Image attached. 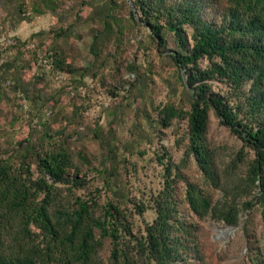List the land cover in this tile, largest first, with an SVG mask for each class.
I'll return each instance as SVG.
<instances>
[{
  "label": "rangeland",
  "instance_id": "1",
  "mask_svg": "<svg viewBox=\"0 0 264 264\" xmlns=\"http://www.w3.org/2000/svg\"><path fill=\"white\" fill-rule=\"evenodd\" d=\"M196 1L215 20L226 0ZM7 35L34 39L40 50L52 51L68 79L56 82L32 51L9 49L8 64L0 66V159L25 161L36 176L40 152H71L85 184L63 187L62 194L71 201L117 202L133 212L137 228L155 216L151 200L163 186L166 162L159 157H169L182 176L173 183L177 216L199 227L193 234L203 261L188 253L185 264H253L264 258V224L254 201L235 225L212 216L198 219L188 209L187 181L202 187L212 203L224 199L223 191L207 186L194 159L184 154L186 118L162 124L159 108L189 106L186 72L174 64L171 43L157 46L133 0H0V44ZM211 89L223 94L227 86L213 81ZM206 139L222 163L243 149L244 174L253 151L212 110ZM139 203L147 206L142 215L135 213ZM109 248L104 239V258Z\"/></svg>",
  "mask_w": 264,
  "mask_h": 264
},
{
  "label": "trees",
  "instance_id": "2",
  "mask_svg": "<svg viewBox=\"0 0 264 264\" xmlns=\"http://www.w3.org/2000/svg\"><path fill=\"white\" fill-rule=\"evenodd\" d=\"M133 2L157 46L171 43L174 64L186 72L189 106L159 108L162 124L186 118L184 154L194 159L207 186L223 191L224 199L212 203L202 187L187 181L188 209L198 219L212 216L235 225L254 201L264 224V0H226L215 20L196 0ZM32 52L38 61L50 53L49 73L63 72L62 60L52 51H42L36 43ZM202 58L205 66L199 63ZM213 81L227 86L223 94L211 91ZM211 110L253 151L244 174L243 149L222 163L219 150L208 144ZM161 157L166 159L163 186L151 200L155 216L137 228L133 212L117 202L71 201L62 194L63 187L85 184L71 152H40L36 176L25 161L14 165L0 159V264H185L188 253L202 262L193 234L199 227L177 216L173 183L182 177L180 166ZM146 207L136 204L135 213L142 215ZM104 239L110 243L107 258L101 254ZM253 264H264V258Z\"/></svg>",
  "mask_w": 264,
  "mask_h": 264
},
{
  "label": "built area",
  "instance_id": "3",
  "mask_svg": "<svg viewBox=\"0 0 264 264\" xmlns=\"http://www.w3.org/2000/svg\"><path fill=\"white\" fill-rule=\"evenodd\" d=\"M23 52L26 51H34L36 50V43L32 40H24L22 42L15 40L13 37L7 35L3 36L0 44V66L5 63L9 59V49L10 48H17ZM40 65L44 66L45 69L50 70V67L52 66V57L49 54L45 56L44 59L39 61ZM56 82L62 83L65 80L68 79V76H66L63 72H55L53 74ZM8 83V81H7Z\"/></svg>",
  "mask_w": 264,
  "mask_h": 264
},
{
  "label": "bare ground",
  "instance_id": "4",
  "mask_svg": "<svg viewBox=\"0 0 264 264\" xmlns=\"http://www.w3.org/2000/svg\"><path fill=\"white\" fill-rule=\"evenodd\" d=\"M220 233H222L223 235H226V233H227V230H225V229H222V230H220Z\"/></svg>",
  "mask_w": 264,
  "mask_h": 264
}]
</instances>
